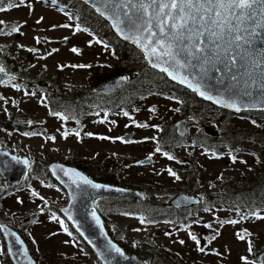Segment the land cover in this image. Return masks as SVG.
Listing matches in <instances>:
<instances>
[{
	"label": "rangeland",
	"instance_id": "rangeland-1",
	"mask_svg": "<svg viewBox=\"0 0 264 264\" xmlns=\"http://www.w3.org/2000/svg\"><path fill=\"white\" fill-rule=\"evenodd\" d=\"M0 21L5 22L0 25V65L15 76L0 84V142L30 158L23 179L0 192V214L30 240V250L39 264H101L62 215L60 207L68 197L49 173L47 163L60 160L77 165V161L95 159L97 172L111 173L114 155L132 159L114 175L116 183L147 195L144 201L120 196L95 201L109 233L128 252L137 253L146 264H264L257 257L264 249V192L258 202L240 194L252 192L249 181L254 178L264 180V110L231 112L227 118L218 106L194 112L188 117L195 125L172 148L169 154L173 159H168L161 148L155 151L157 139L166 124L186 115L178 108L177 98L160 90L159 77L142 79V94L134 102L123 95L117 102L108 100L112 107L118 105L113 110L90 105L75 113L72 98L90 88L91 71L116 62L105 43L80 28L68 8L55 0L16 3L0 11ZM13 26L19 31L12 32ZM67 36L69 41L61 43ZM81 64L91 67H71ZM53 99L66 103L70 99L67 110L55 108ZM52 113H62L68 119ZM14 119H24L27 129H14ZM144 124L147 127L139 126ZM205 125L219 131L212 148L194 142L195 136L204 134ZM126 133L134 134L123 138ZM144 156L152 160L134 164ZM168 169L180 178L170 175ZM0 183H7L1 174ZM187 187L201 202L181 209L171 206L169 199ZM35 211L36 217L24 220ZM53 215L58 220H53ZM232 220L238 222L222 223ZM0 249V264H7L1 236Z\"/></svg>",
	"mask_w": 264,
	"mask_h": 264
},
{
	"label": "snow or ice",
	"instance_id": "snow-or-ice-1",
	"mask_svg": "<svg viewBox=\"0 0 264 264\" xmlns=\"http://www.w3.org/2000/svg\"><path fill=\"white\" fill-rule=\"evenodd\" d=\"M109 5L113 9L123 11L131 32L136 34L147 33L146 37L130 35L127 38H134V42L147 53L150 63L155 59L156 63H153V67H159L161 63L168 65L161 70L167 72L173 79L178 78L173 72L168 71V68L173 66L177 71L191 68L192 73H195L198 70L202 77H206L209 71L222 72V70H227L231 73L233 69L242 68L244 69L242 75L249 77L248 80L244 81L245 85L258 88L261 96L264 97V66H262L264 65V49L260 51L258 59H253L257 56L256 49L246 46L253 45L254 40L250 38L244 41V45L240 43L241 40H244V37L240 35L242 27L245 30L250 29L249 37H257V30L264 32V0H107L104 6L108 7ZM0 11H5V9L0 8ZM4 23V21H0V25ZM116 23L119 25L124 21L117 19ZM62 27H70V25H62ZM117 30H120L119 27ZM11 31L18 32L19 27L13 26ZM76 31H80V28L77 27ZM36 39L39 42V37ZM143 39H146L147 43H142ZM72 51L78 53L79 50L73 48ZM71 67L85 68L91 67V65L81 64ZM4 71V68L0 66V73H4ZM179 79L181 83H187L189 87H193L201 96L206 95L205 91H201L199 88V80H197L196 85H193L183 75L179 76ZM230 79L237 81L238 77L233 74ZM13 86L16 87V85ZM245 95L251 96L252 92L246 91ZM207 99L212 100L213 97L208 95ZM216 103L239 110L236 103L225 101L223 98H217ZM52 114L64 120L68 119L62 113ZM124 114L128 115V113ZM139 126L147 127L146 124ZM25 135L28 134L25 133ZM63 135L67 138L69 133L65 131ZM75 135L79 137L80 132L76 131ZM87 135L91 136L92 133ZM50 139L54 140L55 137H50ZM101 139L109 138L101 137ZM155 151L160 152L161 149L157 147ZM163 155L168 159H173L167 152ZM13 159L16 158L13 157ZM232 159L235 162L236 157L233 156ZM148 160H151V156L148 157ZM59 168L64 176L75 177L73 183L78 180L83 185H90L93 188L104 187L94 184L73 169H65L63 166H59ZM53 171H56L55 167ZM168 172L176 179L180 178L171 169H168ZM79 186L80 184H77V187ZM34 195L39 194L34 193ZM125 214L127 215V213ZM252 215L256 214L252 213ZM92 217L97 225L101 224L94 209L92 210ZM52 219L58 220L55 215L52 216ZM58 222L62 225L63 230L71 235L64 222L62 220ZM140 222L145 223V218L140 217ZM237 222L232 220L222 223L234 224ZM3 227L0 224V228ZM237 235L240 239H244L242 234L237 233ZM191 239L199 244L195 235H191ZM212 239H215V236ZM16 243L22 245L23 241L17 237ZM8 250L11 252V245H9ZM108 251L123 255L122 250L114 244L110 245ZM199 251L203 252L204 248H199ZM249 251H251V242H249ZM23 255L26 257V251ZM243 259L247 261L246 257Z\"/></svg>",
	"mask_w": 264,
	"mask_h": 264
},
{
	"label": "water",
	"instance_id": "water-1",
	"mask_svg": "<svg viewBox=\"0 0 264 264\" xmlns=\"http://www.w3.org/2000/svg\"><path fill=\"white\" fill-rule=\"evenodd\" d=\"M85 3L90 5L98 14L104 17L111 29L115 34L128 42H133L134 45L142 52L143 57L147 61L150 67L154 68L159 72H163L168 79L179 83L188 89L194 91L198 97L208 101L218 107H222L234 113H239L244 110L255 109V110H264V97L261 96L258 88H252L249 85H245L244 81L248 80L249 77L242 75L244 69H233L231 73L227 70H222V72L209 71L206 77H202L197 70L195 73H192V69H181L177 71L174 66L169 67L168 71L173 72L178 78L173 79L172 76H169L167 72L162 71L164 67H168L163 63L159 67H153V63H156L155 59L150 63L147 53L134 42L133 39H129L130 35L135 37L136 35L147 36V33H133L130 31V28L127 26V20L123 15V11L118 9H113L110 5L105 7L107 0H83ZM118 13V15H117ZM117 19L123 20L124 23L117 25ZM119 27V31L117 30ZM250 29L245 30L242 27L240 35L244 37V40H241V45H244V41L252 38L254 40L253 45L246 47H254L257 52V56L253 59L259 58V53L264 49V32L257 30V37H249L248 32ZM69 41V37H65L60 42L65 43ZM142 43H147L146 39L141 41ZM1 66V65H0ZM264 66V65H262ZM5 70V69H4ZM192 73V74H190ZM237 75V81H232L230 79L231 75ZM183 75L193 85H196L197 80H199V88L201 91H205L206 95L201 96L198 91H195L193 87H189L187 83H181L179 76ZM255 75V74H254ZM135 74H116L102 82H99L95 85V90L102 94H112L117 92L122 88V86ZM14 74L8 70H5L4 73H0V84L5 83L14 79ZM195 77V78H194ZM223 81L222 83L220 81ZM251 91V96H246L245 92ZM211 95L212 100L207 99V96ZM217 98H223L225 101L234 102L237 104L239 110L235 108H230L224 104L216 103ZM195 125V120L188 116L180 117L175 120L174 126L175 131L180 136H185L189 128ZM11 126L16 130H25L27 129V123L24 119H14L11 121ZM205 135L210 137H217L219 131L211 125H205L202 129ZM134 133H126L123 135V138H130ZM15 157L16 159H13ZM149 156H144L138 158L134 161V164L140 165L148 163L152 160H148ZM27 161V163H24ZM143 161V163H140ZM30 163V158L27 155H19L8 148L2 146L0 142V174L6 178L7 183H0V192L4 191L7 187L15 185L17 182L21 181L24 177V173ZM59 166H63L65 169H73L76 172H79L83 176L87 177L94 184H99L104 187L93 188L90 185H83L80 181L73 183L75 177L73 176H64L60 172ZM55 167L56 171H53ZM47 169L51 176L63 187L67 194V202L60 207L62 215L67 219L71 224L73 229L80 235L82 240L87 244V246L92 250L97 259L101 264H146V262L137 254L128 252L108 231L105 224L104 217L102 214L95 208L96 199L103 196H120V197H132L138 201H144L147 195L140 191L139 189L125 186L118 183H113L109 181L99 180L86 171H84L79 166L68 163L60 160H52L47 163ZM77 184H80L77 187ZM201 202L199 195L195 193H190L186 191H180L174 194L169 199V204L174 208L190 207ZM96 211L97 216L100 218L101 224L97 225L96 221L92 217V210ZM67 210V211H65ZM38 215V212L35 211L25 217L24 220L28 218H34ZM0 224L4 227L0 228V233L2 234L8 256L12 264H39L32 254L26 240L22 234L5 221L0 214ZM15 234L14 236L12 234ZM19 238L23 241V244H17L16 238ZM116 245L122 250L123 255L117 254L115 252H109L108 249L110 245ZM9 245H11V252H9ZM26 251V257L23 253ZM258 260L264 262V249L258 253Z\"/></svg>",
	"mask_w": 264,
	"mask_h": 264
},
{
	"label": "trees",
	"instance_id": "trees-1",
	"mask_svg": "<svg viewBox=\"0 0 264 264\" xmlns=\"http://www.w3.org/2000/svg\"><path fill=\"white\" fill-rule=\"evenodd\" d=\"M25 0H0V8L7 9L16 3L23 2ZM59 2L61 6H65L68 8L70 14L76 21V24L86 30L89 34L98 37L102 40L105 45L109 48L111 57L116 59L115 63H110L106 67L103 66L100 69H93L90 73L92 78L90 88L82 91L77 95L74 102L71 104V108L73 107V111L75 113H79L81 109L85 106H93L95 108H111L112 105L108 102L109 99L117 102L120 98L127 99L128 102H134L135 97H138L142 94L139 85L141 84L142 79H147L150 76H157L162 81V85H160V90L162 92L167 93V95L177 98L179 101L178 108L183 112L184 115L190 116L194 114L196 111H200L202 108L207 106L216 107V105L205 101L198 97L196 93L187 87L171 81L167 78V76L163 72H159L154 68L150 67L145 58L142 55V52L134 45L133 42L125 41L119 38L115 32L111 29L108 21L98 14L90 5L85 3L83 0H55ZM135 74V76L129 79L120 90L114 92L112 94H102L95 90V85L99 82H102L116 74ZM71 99V98H70ZM67 99L68 102H70ZM73 101V100H72ZM61 102L57 99H53L52 105L55 108L67 110L69 104ZM114 107L111 110L118 107V105H113ZM120 106H125L124 103H121ZM221 115L224 118H227L231 111L220 107ZM242 112V111H241ZM216 137H209L205 134H201L200 137L195 136L194 142L195 144H201L206 148L214 147L212 143L214 142ZM183 136H180L176 133L174 123H168L163 128L162 134L159 136L158 147L164 150L167 153H172V148L181 140ZM114 164L111 168V173H100L97 172V163L95 159H90L88 162H80L77 161L76 164L86 171L92 177L116 183L115 174L119 171V169L123 166L129 165L132 162L131 158L117 156L114 155L111 159ZM253 187L252 192H241V197H249L254 202H258L260 200L261 193L264 192V180L259 178H254L249 181ZM7 189H5L6 191ZM186 192L193 193V189L191 187H187L184 189ZM243 193H246L247 196H243ZM179 220L183 222L180 218ZM185 225V223H181ZM0 236L3 238L2 234ZM24 239L26 240L29 248L31 249L30 240L22 234ZM89 254L96 258L95 254L92 252L90 248H88ZM7 256V264H12L11 260ZM261 263V262H260ZM80 264V263H77Z\"/></svg>",
	"mask_w": 264,
	"mask_h": 264
},
{
	"label": "flooded vegetation",
	"instance_id": "flooded-vegetation-1",
	"mask_svg": "<svg viewBox=\"0 0 264 264\" xmlns=\"http://www.w3.org/2000/svg\"><path fill=\"white\" fill-rule=\"evenodd\" d=\"M182 208H186V207H182ZM177 209H181V208H177Z\"/></svg>",
	"mask_w": 264,
	"mask_h": 264
}]
</instances>
